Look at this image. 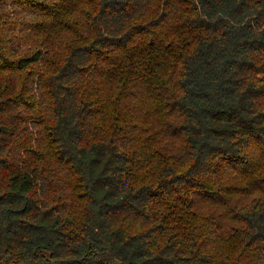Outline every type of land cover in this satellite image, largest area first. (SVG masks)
I'll use <instances>...</instances> for the list:
<instances>
[{"label":"trees","instance_id":"obj_1","mask_svg":"<svg viewBox=\"0 0 264 264\" xmlns=\"http://www.w3.org/2000/svg\"><path fill=\"white\" fill-rule=\"evenodd\" d=\"M0 264H264V0H0Z\"/></svg>","mask_w":264,"mask_h":264}]
</instances>
